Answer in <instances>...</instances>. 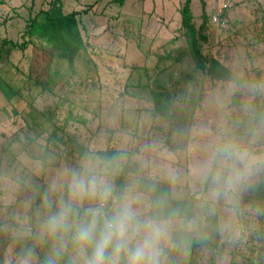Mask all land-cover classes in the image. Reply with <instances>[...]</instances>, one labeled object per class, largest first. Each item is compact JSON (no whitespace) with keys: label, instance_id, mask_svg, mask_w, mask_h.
I'll use <instances>...</instances> for the list:
<instances>
[{"label":"clouds","instance_id":"obj_1","mask_svg":"<svg viewBox=\"0 0 264 264\" xmlns=\"http://www.w3.org/2000/svg\"><path fill=\"white\" fill-rule=\"evenodd\" d=\"M223 67L210 119H181L190 84L141 139L112 114L72 158L36 141L0 159V264H188L264 236V66L238 49Z\"/></svg>","mask_w":264,"mask_h":264},{"label":"rangeland","instance_id":"obj_2","mask_svg":"<svg viewBox=\"0 0 264 264\" xmlns=\"http://www.w3.org/2000/svg\"><path fill=\"white\" fill-rule=\"evenodd\" d=\"M0 1V159L16 148L35 152L36 141L72 158L78 141L91 142L112 114L117 133L141 139L156 130L142 118L159 113L157 92L166 95L167 111L190 84L199 99H193L181 119H210L202 101L222 80L218 70H211L213 62L225 66L243 49L249 60L264 66V0H191L196 28L202 3L208 16L203 69L188 53L181 30L185 0H126L122 6L99 1L79 17L86 47L72 63L35 39L23 50L12 45L23 42L26 22L51 0ZM60 1L66 14L98 0ZM216 2L227 8L213 23ZM177 48L185 52L180 60L162 59ZM189 68H199L203 76L197 78ZM258 247L252 238L235 248L225 245L222 255L200 247L196 260L191 253L188 264H256L252 257Z\"/></svg>","mask_w":264,"mask_h":264},{"label":"trees","instance_id":"obj_3","mask_svg":"<svg viewBox=\"0 0 264 264\" xmlns=\"http://www.w3.org/2000/svg\"><path fill=\"white\" fill-rule=\"evenodd\" d=\"M98 0L91 5L86 6L81 11H72L70 13L62 12V5L60 0H51L49 7L45 10L38 11L34 16L30 17L25 24L22 32L23 42L20 44L13 43V47L23 50L33 39L40 41L50 50L58 53V55L66 60L68 63H72L76 56L82 52L86 47V41L84 34L82 33V27L80 25V15L87 13L98 4ZM117 6H122L126 0H109ZM2 2L0 1V4ZM191 0H185L180 8L181 16V30L186 40L188 53L194 59L197 67L200 69L204 68L203 56L201 53V46L208 41L207 35V24L208 16L205 14L203 9V3L201 4V23L196 28L193 23V14L190 8ZM226 9L222 13H224ZM220 16H223V14ZM221 20V19H220ZM185 52L183 48H177L173 54L169 53L162 57V59L172 60L177 62L180 60ZM211 68L212 71L218 70V75L223 79L225 72L224 67L219 66L213 62ZM1 88L6 92L5 86L1 85ZM8 95V94H7ZM11 95V94H9ZM8 95V96H9ZM166 95L162 92H157L155 108L160 114L165 113L166 108L163 103V99ZM67 143H71L68 141ZM253 199L247 197L246 200ZM256 200L264 199V190H261L255 197ZM254 242L259 244L256 255L252 257V261L256 264H264V236L259 238H252ZM200 247H194L192 250L193 257L192 261L196 260L197 249ZM208 248L214 253H224L225 245H223L219 239L212 242Z\"/></svg>","mask_w":264,"mask_h":264},{"label":"built area","instance_id":"obj_4","mask_svg":"<svg viewBox=\"0 0 264 264\" xmlns=\"http://www.w3.org/2000/svg\"><path fill=\"white\" fill-rule=\"evenodd\" d=\"M214 8L217 10V14L212 16V22L215 23L218 20L219 15L227 8L226 4L219 5L218 2L215 3Z\"/></svg>","mask_w":264,"mask_h":264}]
</instances>
